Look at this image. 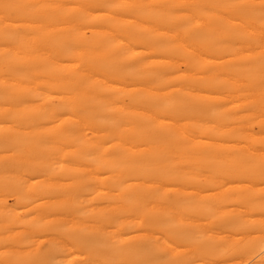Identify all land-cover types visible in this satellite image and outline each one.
I'll return each instance as SVG.
<instances>
[{
    "label": "bare ground",
    "instance_id": "6f19581e",
    "mask_svg": "<svg viewBox=\"0 0 264 264\" xmlns=\"http://www.w3.org/2000/svg\"><path fill=\"white\" fill-rule=\"evenodd\" d=\"M0 264H264V0H0Z\"/></svg>",
    "mask_w": 264,
    "mask_h": 264
}]
</instances>
